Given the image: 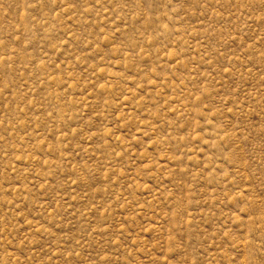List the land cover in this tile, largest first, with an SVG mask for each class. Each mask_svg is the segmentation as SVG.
Listing matches in <instances>:
<instances>
[{"label":"rangeland","instance_id":"obj_1","mask_svg":"<svg viewBox=\"0 0 264 264\" xmlns=\"http://www.w3.org/2000/svg\"><path fill=\"white\" fill-rule=\"evenodd\" d=\"M0 264H264V0H0Z\"/></svg>","mask_w":264,"mask_h":264}]
</instances>
